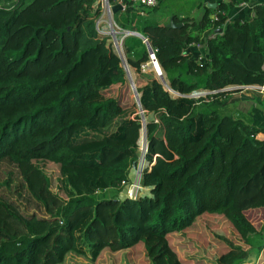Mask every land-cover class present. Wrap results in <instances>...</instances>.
I'll list each match as a JSON object with an SVG mask.
<instances>
[{
	"label": "trees",
	"instance_id": "1",
	"mask_svg": "<svg viewBox=\"0 0 264 264\" xmlns=\"http://www.w3.org/2000/svg\"><path fill=\"white\" fill-rule=\"evenodd\" d=\"M243 1L222 0L199 17L174 13L178 27L152 14L162 0L145 15L121 0L112 13L121 30L147 39L165 79L140 71L146 44L123 36L140 109L152 115L146 158L155 160L141 179L150 194L120 198L142 118L125 101L121 57L97 31L100 4L0 0V161L16 164L43 212L28 214L0 195V264L94 262L104 250L140 247L150 264H185L171 237L211 214L224 217L244 245L229 247L217 264L264 249V224L256 228L245 213L264 208V139L256 136L264 128L231 115L225 97L229 85L264 83V4H253L248 19L224 14ZM193 43L204 46L207 62L184 53ZM196 89L211 92L189 96Z\"/></svg>",
	"mask_w": 264,
	"mask_h": 264
},
{
	"label": "rangeland",
	"instance_id": "2",
	"mask_svg": "<svg viewBox=\"0 0 264 264\" xmlns=\"http://www.w3.org/2000/svg\"><path fill=\"white\" fill-rule=\"evenodd\" d=\"M97 1L102 10L101 15L96 19L98 29H104L107 32H111L110 25H113V30L118 31L119 29L114 25L112 20V13L109 12L104 5V0ZM199 2H201V0H199ZM195 3L196 0H162L161 8L165 9L167 6L168 9H181L185 10L186 14L184 15H189V9L194 7L193 4ZM200 13L201 8L196 6L193 10L192 16L199 17L201 15ZM120 35V33L116 34L117 37ZM109 36L111 40L112 35ZM120 57L126 79L129 83L127 86H122V89L126 91L128 90L125 101H132L133 107H135L137 112L140 113L141 109L139 105L133 100L135 99L133 97V87L129 79L130 75L133 82H135L138 78V74L128 65L123 47L121 49ZM145 73H152L159 78L152 64L148 66V71ZM144 117L151 118L152 115L148 114ZM148 191V188L143 189V195L150 194ZM106 192L108 194L111 193V191ZM0 195L14 203H18L19 207L28 214L32 212L37 214L43 213L39 204L30 197L26 187L23 185L16 164L8 159L0 161ZM119 197H124L123 191L119 193ZM245 213L247 218L256 228H260L262 224H264V208L247 210ZM170 241L177 250L179 257L184 260L185 264H217L215 259L222 252L226 251L233 245H243L240 236L227 226L226 219L220 215L212 214L204 215L189 229L173 235ZM135 246H138V244ZM129 250L130 249H123L119 252L104 250L100 257L94 262L86 257L69 256L64 264H150L149 259L146 257L145 253H143L141 247L127 252ZM86 253L90 256L88 247H86ZM242 263L264 264V249L259 253L256 250H251L248 257L239 264Z\"/></svg>",
	"mask_w": 264,
	"mask_h": 264
},
{
	"label": "crops",
	"instance_id": "3",
	"mask_svg": "<svg viewBox=\"0 0 264 264\" xmlns=\"http://www.w3.org/2000/svg\"><path fill=\"white\" fill-rule=\"evenodd\" d=\"M120 1L121 0L117 2ZM221 1L222 0H201V2H199V0H196V3L193 4L194 7L189 9V15H193V10L196 6L201 8L200 14H202L205 8L215 7L216 4ZM256 3L264 4V0H249L243 6H237V4H235L224 11V14H226L228 18L227 20H231L237 16L248 19L253 16V4ZM157 11L158 13L153 12L152 14H154V17H157L159 21L165 23L174 13H178L179 16H184V14H186L185 10H176L175 8L168 9L167 6L165 9L159 8ZM146 12L147 10L143 9V12L141 13L145 15ZM116 27L119 29V33L125 31L121 30L117 25ZM131 35L135 34L131 33ZM199 44L200 43L190 44L185 50L186 53L190 55V57L196 58L200 52H205L206 50L204 46ZM256 86L257 85H229L225 87V89L229 90V92L225 95L227 99V111L235 118L244 120L253 127L264 128V92L257 90ZM257 134L260 138H262L264 131H259ZM147 188L149 189L148 193H150V188L148 186Z\"/></svg>",
	"mask_w": 264,
	"mask_h": 264
},
{
	"label": "built area",
	"instance_id": "4",
	"mask_svg": "<svg viewBox=\"0 0 264 264\" xmlns=\"http://www.w3.org/2000/svg\"><path fill=\"white\" fill-rule=\"evenodd\" d=\"M137 8H139L140 12H143V9L145 7H150L154 6L157 4L158 0H133ZM121 2V1H120ZM122 3V2H121ZM247 2L243 1L237 4V6H243ZM104 5L107 8V10L110 12L109 6L106 4V1L104 0ZM123 6V3H122ZM213 18H216V14L213 15ZM115 25V24H114ZM116 26V25H115ZM96 28L99 33V35L104 36V35H112L111 39V46L113 49L121 56V49H122V38L123 36L127 34H131L129 31H122L119 37L116 36L118 31L113 30V25H110V31L107 32L104 29L99 30L98 29V24L96 23ZM143 42L147 44V39L142 38ZM200 45V44H199ZM186 50V49H185ZM184 50V53L186 51ZM149 53V52H148ZM148 55V60L144 61L140 64V71L141 72H147L148 71V66L152 63H154V69L156 70L158 76L160 73H162V70L160 68V71L156 68L157 60L155 58L154 51L150 52ZM196 61L198 62H207L208 61V56L205 54V52H200L198 56L195 58ZM156 63V64H155ZM160 67V66H159ZM168 89V88H167ZM256 89L259 90L260 92H264V83L261 85H257ZM170 90V89H168ZM210 90H205V89H196L190 92L189 96L191 97H199V96H205L206 94L210 93ZM133 97L136 99L135 94L133 93ZM140 114H143V110H140ZM142 125L140 128L139 132V139H138V156L135 162L131 164L129 167V173H128V179L123 180L121 185H122V190L124 197H129V198H137L139 196L143 195V189H147L146 186L142 184V174L145 169H149L151 162L155 160V156L152 157V161L149 162L146 158V152H147V139L145 137L146 134V129H145V117L141 119ZM257 137L258 134L256 135ZM260 138V137H259ZM264 139V135L262 137ZM146 195V194H144Z\"/></svg>",
	"mask_w": 264,
	"mask_h": 264
},
{
	"label": "water",
	"instance_id": "5",
	"mask_svg": "<svg viewBox=\"0 0 264 264\" xmlns=\"http://www.w3.org/2000/svg\"><path fill=\"white\" fill-rule=\"evenodd\" d=\"M105 1H106V4L109 6L111 13H114L117 9H120L122 7L121 2H117L115 4H110L108 0H105ZM182 24H183V22H176L173 19V15H171L169 17L168 21L165 23L166 26H170V27H178V26H181ZM218 30H220V29H218ZM126 31H129L130 33L135 34V35L139 36L140 38H144L143 35L140 32H137V31H134V30L133 31L132 30H126ZM146 48H147V52H149V53L152 52V48H151V46L149 45L148 42L146 44ZM159 78L161 79L162 83L165 82V79H164L162 73L159 74ZM129 79H130L131 85L133 87V93L136 96L137 103H138L139 107H141L140 106V102H139L140 100H139L138 92H137V90L135 88L134 82H133V80H132L130 75H129ZM141 118H144L143 114L141 115ZM145 137H146V134H145Z\"/></svg>",
	"mask_w": 264,
	"mask_h": 264
}]
</instances>
